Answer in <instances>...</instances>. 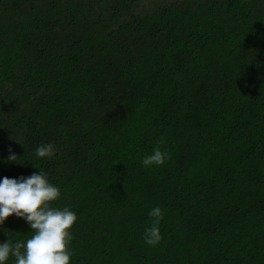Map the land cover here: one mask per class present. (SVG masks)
<instances>
[{
	"label": "trees",
	"instance_id": "trees-1",
	"mask_svg": "<svg viewBox=\"0 0 264 264\" xmlns=\"http://www.w3.org/2000/svg\"><path fill=\"white\" fill-rule=\"evenodd\" d=\"M39 171L70 264H264V0H0V180Z\"/></svg>",
	"mask_w": 264,
	"mask_h": 264
},
{
	"label": "clouds",
	"instance_id": "clouds-1",
	"mask_svg": "<svg viewBox=\"0 0 264 264\" xmlns=\"http://www.w3.org/2000/svg\"><path fill=\"white\" fill-rule=\"evenodd\" d=\"M160 143L157 142L152 154L143 157V167L161 166L169 158V154L159 147ZM54 153L52 143L40 145L35 150L39 158L51 157ZM16 159L14 154L8 157L10 162ZM60 196L59 188L51 184L42 171L27 178L4 177L0 180V225L15 215L24 219L34 233L23 243L9 240L0 243V264H6L10 257H14L15 264H70L73 255L69 250L73 239L70 230L77 215L68 207L61 210L50 206ZM163 215L159 206L148 213L150 225L145 229L143 239L149 246L155 247L162 239L159 224Z\"/></svg>",
	"mask_w": 264,
	"mask_h": 264
}]
</instances>
